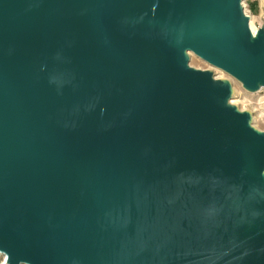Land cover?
<instances>
[{
  "label": "water",
  "instance_id": "95a60500",
  "mask_svg": "<svg viewBox=\"0 0 264 264\" xmlns=\"http://www.w3.org/2000/svg\"><path fill=\"white\" fill-rule=\"evenodd\" d=\"M249 27L241 0H0L8 264H264V133L186 54L252 86Z\"/></svg>",
  "mask_w": 264,
  "mask_h": 264
},
{
  "label": "rangeland",
  "instance_id": "374dc122",
  "mask_svg": "<svg viewBox=\"0 0 264 264\" xmlns=\"http://www.w3.org/2000/svg\"><path fill=\"white\" fill-rule=\"evenodd\" d=\"M250 28L255 32H264V0H241ZM188 68L208 73L215 81L227 82L230 95L227 103L240 114L247 116L249 126L257 133H264V80L259 89L247 86L236 74L218 66L210 59L202 57L194 50H187Z\"/></svg>",
  "mask_w": 264,
  "mask_h": 264
},
{
  "label": "bare ground",
  "instance_id": "6f19581e",
  "mask_svg": "<svg viewBox=\"0 0 264 264\" xmlns=\"http://www.w3.org/2000/svg\"><path fill=\"white\" fill-rule=\"evenodd\" d=\"M250 26V25H249ZM249 30H250V41L253 43V42H256V41H258L259 39H261V37H262V32H255V30L253 29V27H249ZM262 40V39H261ZM258 56H259V59L263 62V65H264V53L263 52H261V53H259L258 54ZM243 80H245V79H243ZM258 80V79H257ZM256 81V80H255ZM254 81V82H255ZM250 82H252V81H250ZM253 82V87H255V88H257V89H259V87H261L262 85V82H261V80H259V81H256V83H254ZM263 85H264V83H263ZM4 257H6L5 255H4Z\"/></svg>",
  "mask_w": 264,
  "mask_h": 264
},
{
  "label": "built area",
  "instance_id": "2783aa9c",
  "mask_svg": "<svg viewBox=\"0 0 264 264\" xmlns=\"http://www.w3.org/2000/svg\"><path fill=\"white\" fill-rule=\"evenodd\" d=\"M0 264H8L7 256L4 257V255L1 252H0Z\"/></svg>",
  "mask_w": 264,
  "mask_h": 264
}]
</instances>
